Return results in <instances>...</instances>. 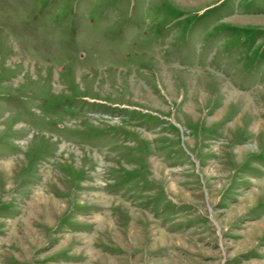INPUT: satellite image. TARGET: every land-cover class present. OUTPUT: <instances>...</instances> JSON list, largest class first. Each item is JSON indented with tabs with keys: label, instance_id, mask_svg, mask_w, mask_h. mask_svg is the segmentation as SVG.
Segmentation results:
<instances>
[{
	"label": "rangeland",
	"instance_id": "obj_1",
	"mask_svg": "<svg viewBox=\"0 0 264 264\" xmlns=\"http://www.w3.org/2000/svg\"><path fill=\"white\" fill-rule=\"evenodd\" d=\"M0 264H264V0H0Z\"/></svg>",
	"mask_w": 264,
	"mask_h": 264
},
{
	"label": "bare ground",
	"instance_id": "obj_2",
	"mask_svg": "<svg viewBox=\"0 0 264 264\" xmlns=\"http://www.w3.org/2000/svg\"><path fill=\"white\" fill-rule=\"evenodd\" d=\"M175 185H176V182H174V180H173V181H172V186H174V188H175ZM105 199H108V198H105ZM42 201H43V202H44V201H47V199H44V200L41 199L40 202H42ZM40 202H39V203H40ZM58 205H59V204H58Z\"/></svg>",
	"mask_w": 264,
	"mask_h": 264
}]
</instances>
